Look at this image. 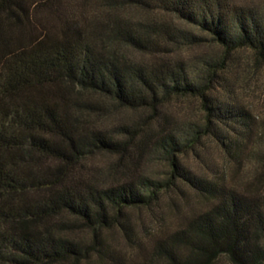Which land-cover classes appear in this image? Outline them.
Wrapping results in <instances>:
<instances>
[{"label":"trees","instance_id":"1","mask_svg":"<svg viewBox=\"0 0 264 264\" xmlns=\"http://www.w3.org/2000/svg\"><path fill=\"white\" fill-rule=\"evenodd\" d=\"M207 41L220 56L195 63L180 53ZM240 48L264 60V2L0 0V264H86L101 254L99 230L127 229L128 209L150 206L177 182L207 203L159 237L153 257L264 264V191L240 190L181 158L209 137L238 163L264 140V119L219 91ZM184 96L200 100L197 119L181 122L167 107ZM149 153L166 161V181L136 171ZM99 154L109 159L92 163Z\"/></svg>","mask_w":264,"mask_h":264},{"label":"rangeland","instance_id":"2","mask_svg":"<svg viewBox=\"0 0 264 264\" xmlns=\"http://www.w3.org/2000/svg\"><path fill=\"white\" fill-rule=\"evenodd\" d=\"M242 1L259 4L264 2V0ZM126 13L127 16H135V13L132 14L130 11L124 14ZM151 15L175 21L171 14L162 11L155 10ZM221 51L222 48L207 41L200 46L183 48L180 53L197 63L198 60H194L198 57H217L221 55ZM225 66L222 76L226 77V82L219 87V91L230 100L244 103L257 120L264 119V60L255 56L251 49L240 48L229 56ZM172 102L167 107L181 122L197 119L202 113L201 103L197 97L184 96L173 99ZM261 123L258 126H262ZM155 124L156 122L152 126ZM249 147L250 149L247 148L248 150L242 154L240 162L233 163L226 158L213 139L207 137L203 138L193 150L183 153L181 158L187 166L198 173L224 179L240 190L262 192L264 191L262 163L264 156L251 153L253 150L251 148L254 147L261 153L262 150L264 151V140L257 139L256 146L249 145ZM108 159V155L99 154L93 158L92 163L102 164ZM136 171L166 181L168 165L160 154L149 153L142 158ZM206 203V198L197 195L183 183L177 182L174 186L164 188L159 193V198L150 206L128 209L127 220L122 218L123 223L128 225L127 229L114 224L112 227L99 230L97 247L101 250V254L99 251L90 252L86 264H118L119 260L124 264H166L160 257H153L155 241L181 227L194 210L203 208ZM78 236L87 245L96 242L92 230L81 229L78 231ZM102 255L103 259H101ZM150 257L152 260L148 261ZM214 264L232 263L226 255H221Z\"/></svg>","mask_w":264,"mask_h":264}]
</instances>
